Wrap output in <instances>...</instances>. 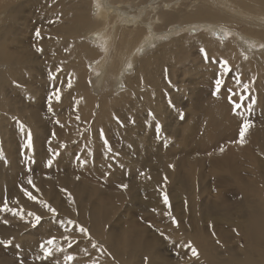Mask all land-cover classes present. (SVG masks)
Instances as JSON below:
<instances>
[{
	"label": "bare ground",
	"instance_id": "bare-ground-1",
	"mask_svg": "<svg viewBox=\"0 0 264 264\" xmlns=\"http://www.w3.org/2000/svg\"><path fill=\"white\" fill-rule=\"evenodd\" d=\"M158 2L160 0H0V205L7 198L9 207L21 209L24 217L31 211L45 218L36 228L31 226L27 230L25 226H15L14 232L33 236L41 227H51L50 219L46 218L51 214L45 208L29 201L23 192L12 190L14 181L21 179L16 172L22 165L4 144L14 139L29 156L27 168L42 170L39 176L31 172L24 177L22 185L33 195L46 202L55 182L60 190L74 191L69 208L51 206L57 209L59 220L76 219V224L89 230L92 239L83 251L91 252L92 258L102 254L107 264H264V123L252 120L245 143H238L236 151L224 144L238 140L241 123L245 120L244 110L232 112L227 94L214 95L215 88L209 91V98L203 97L212 81L207 78L200 82L201 89L197 91H202L196 93L197 98L192 95L196 91L189 92L190 102L186 101V105L190 109L177 110L179 94L169 90L172 83L167 85L151 76V59L165 62L168 52L157 50L155 46L150 50L161 37H170L192 26L204 27L208 32L200 35V39L206 38L202 44L221 49L224 53L221 58L231 56L232 70L248 78L245 83L251 84L249 92L256 101L254 110L264 120V47H261L264 45V0H163L161 5ZM89 7H93L94 12H90ZM149 15L164 24L162 31L157 32L148 24ZM32 22L39 27L29 34ZM222 26L227 35L232 34L231 45L209 36L212 30ZM90 34L91 39L85 40L84 36ZM183 41L176 40L166 47L173 50L170 48ZM38 48L43 51L38 52ZM181 50L179 47L177 54ZM148 56L151 59L145 58ZM85 61L95 62L94 70L86 68ZM178 61L183 62V59ZM41 69L49 70L56 88L62 90L59 102L48 82L38 84L36 76L42 73ZM126 69L133 73L124 76ZM94 74L100 85L107 81L113 87L123 83L128 87L126 90L133 93V100H127L126 94H118L112 88L107 90L122 104L128 102L131 106L132 110L128 107L126 111H130L127 119L131 125L119 126L104 117L81 121L86 115L96 114V102L105 103L98 105L100 108L114 107L118 103H111L112 99H97L94 89L99 87L93 88L90 83ZM194 80L195 77L190 78V83ZM176 88L179 90L175 92L187 94L184 87ZM231 89L235 93L232 100L245 107L250 104L237 95L241 88ZM38 94L53 97L51 108L54 107L55 119L37 111L36 105L45 102L44 98L37 99ZM17 120L25 131L20 130ZM162 126L165 136L160 134ZM175 126L181 127L183 132L169 131ZM29 130L31 148L26 146ZM101 130L112 148L136 142L142 145L129 151L128 158L116 151L109 152L104 150ZM135 131H144L145 135L140 139ZM154 133L163 140L176 135L174 139L180 143L169 148L157 143L154 147V141L158 142L157 137L151 136ZM193 139L196 142L193 150L188 149L185 154L177 152L181 145L188 146ZM52 152L58 155L53 156ZM211 152L215 155L213 160L206 158ZM50 158L53 163L48 167L46 161ZM90 158L104 163L110 188L93 186L89 189L86 178L83 177L82 183L75 175L64 173L78 165L85 166ZM203 163L211 168H203ZM187 166L184 173L182 168ZM88 170L94 168L83 171ZM52 173H55L53 177ZM28 178L33 180L38 192L27 184ZM122 184H127L128 188L123 189ZM140 188H146L143 201L147 200L146 205L151 210L150 216L145 218L152 226V217L161 221L160 226L155 227L157 233H149L136 224L126 227L125 231L120 227V233H109V222L114 216L109 206H117L125 200L132 202L136 199L133 192ZM210 189H216L215 195L209 194ZM164 192L169 196L170 208L163 203ZM55 197L52 201H57ZM169 211L171 215L166 214ZM17 217L0 211V219ZM173 217L178 225L172 223ZM11 229L13 227L0 226L1 238L7 239ZM79 234V231H65L62 227L58 232H49L45 240L55 237V246L65 248L62 238ZM102 237L106 242H99L98 238ZM41 242L24 239L15 244L17 249L29 248L39 253ZM187 242L198 250V257H193L190 250L183 247ZM93 243H98L96 248L92 247ZM82 245L79 244L78 249ZM163 248L172 250L174 257L165 256ZM61 253L56 252L50 259ZM35 257L30 263L23 260L24 264H42ZM98 262L92 260V263ZM9 263L8 259L0 257V264Z\"/></svg>",
	"mask_w": 264,
	"mask_h": 264
},
{
	"label": "rangeland",
	"instance_id": "rangeland-1",
	"mask_svg": "<svg viewBox=\"0 0 264 264\" xmlns=\"http://www.w3.org/2000/svg\"><path fill=\"white\" fill-rule=\"evenodd\" d=\"M147 1H151V0H147ZM163 0H160V2H162ZM158 2V4L160 3ZM161 5V3H160ZM192 7H190L191 9ZM90 12H94V8L89 7ZM93 9V10H92ZM144 18V17H143ZM147 22L151 27H155L156 31H162L161 27H164V24H161L160 21H156V19L152 18L151 15L147 16ZM33 26L27 31V33L32 34L37 27H39V25L34 24ZM191 28H194V31H190ZM191 28H188V30L186 31H180L179 33H173L170 37H164V38H160L159 42L157 44H153L151 49L155 46L160 50H163L164 52H168L166 54L167 56V60L165 62H161V61H154L153 59H151L149 56L145 57L150 58L151 59V69H152V73L151 76L153 78H157L159 80H162L164 82L167 83H172L169 88V90L173 89L174 92L173 94H179V103L177 104V110H189L190 107L188 105H186V101L190 102V98H188V96L190 95V91H196L193 92L192 95L194 94V96L197 98L198 95H196V93L202 91H197L199 89H201L200 86V82L201 81H206V78L212 81H209L210 86L206 87L205 92V98H209L210 97V92L213 91V89L215 88V80L217 78H221L223 81V87L221 89V91L219 92V96L227 94V97L229 98V93H228V89H231L232 87H236L238 86L239 88H241L239 90V92H237V95L241 96V92L243 91L242 88V84H246L245 81L248 79L244 76H242L241 74L235 72L234 70L231 71V73H227L224 71V69L221 68V66L218 63H214V62H209L206 61L203 57V55L200 52L201 48L205 49V46H207L206 50L209 53L210 56L215 57V58H221L224 53L221 49L219 48H215L214 45L209 44V43H204L202 44L205 39H200V35L201 34H207L208 30L205 29L204 27L200 26V27H194L192 26ZM167 30L164 28V31ZM89 31L91 32V30L89 29ZM211 31V30H210ZM226 28H224L223 26L221 28H218L216 30H212L211 33H209L210 37L214 38V39H221L222 42L226 43L228 41V45H231L229 41V39L232 37V34L230 33V35L226 34ZM92 34V33H91ZM91 34L85 35L84 38L86 39H91ZM159 34V33H158ZM184 40L183 43H178L176 44L174 47L170 48L173 50H168L166 45H170L172 42L176 41V40ZM92 40H93V35H92ZM174 40V41H172ZM200 41V44L197 45L198 43H195L194 41ZM187 42V43H186ZM190 42V43H189ZM235 44L238 45V43L235 41ZM185 45V46H184ZM98 46L101 47L100 42L98 41ZM162 47H164V49H162ZM179 47L182 49L180 51V54H177V52L179 51ZM178 48V49H177ZM148 49V50H149ZM154 49V48H153ZM176 49V53L174 52V50ZM155 50V51H157ZM145 53V51L143 52ZM175 54V55H173ZM179 59H183V62H179ZM224 60L228 61L229 66L232 69V65L233 62L231 60V56H226L224 58H222ZM92 60V59H91ZM90 60V61H91ZM89 61V62H90ZM87 63V61H85V66L86 68H88L89 70H94V65L95 62L93 63ZM40 63L42 64V57L40 58ZM89 64V65H88ZM184 70H189V72H186V74L184 73ZM42 73H38L36 76V80L38 82V84H46L48 82V84L53 87L51 89L52 95H54L55 92L59 91L60 93V97H61V93L62 90H59L56 88V85L53 81L51 72L47 69H41L40 70ZM133 70L131 69H126L124 70V76L128 75V74H132ZM136 71L134 73V75H136ZM110 75H114V74H110ZM236 76L240 77V81L241 84H238L236 82ZM43 77L47 78V81L43 80ZM193 77H195V80L190 83V78L193 79ZM97 76L91 75L90 77V83L93 86V88H96V86H98V89H94L95 94L97 99H100L102 101H106L108 99H112L111 103L118 101L117 105L114 107H111L110 105H105L104 107L100 108L98 105H103L105 103H99L96 102L95 103V110H96V114L93 116H88L86 115L84 118L81 119V121H86L89 118H96V117H104V119L106 120L107 118L110 119L111 121L115 122L116 124H118L119 126H122L123 124H128L131 125V122L128 121L127 119V113L130 112L132 110L131 106H129L128 102L125 104H122L119 100V98H115L113 97L111 94H109V92L107 90L109 89H113L115 90L116 93L123 95L126 94V99L127 100H133V93L130 90H126V88L128 87H124L123 83H118L116 87H113V85H111L110 81H107L105 84L100 85L98 80H96ZM109 79V78H108ZM249 86L251 84H248ZM184 87L185 90L187 91V94H183L181 92H175L176 90H179L176 87ZM225 87V88H224ZM54 89H56L57 91H55ZM160 89H162L160 87ZM193 89V90H192ZM138 89L136 88L135 91L136 93H138L137 91ZM245 95L247 96L248 93H245ZM148 96H145V98L147 99ZM40 98H44L45 102L43 104L40 105H36V109L37 111L41 114V115H45L46 117H51L52 119H55V116L52 115V113H54L53 108H51V103H49V98L46 96H42V95H37V99ZM251 98L255 99L254 96L251 94ZM244 103H250L251 100L250 99H245L243 100ZM248 106V105H247ZM244 107L242 108V110H244L245 112V116L244 119L250 120L253 124L254 120L255 122H258L259 120H262V122L264 123V120L259 116V114L254 110V106H252L251 111L248 110V108ZM130 107V111H127V108ZM51 108V110H49ZM233 112V110H232ZM121 123H118V120ZM167 125L169 126H173L175 124H169L167 123ZM179 131L180 133L183 132V129H181V127L179 126H175V129L170 128L169 131ZM86 132L89 131L85 130ZM135 133L137 134L138 138L142 139L143 136L145 135L144 131H135ZM150 135V133H148ZM160 134H164L163 131V126L160 129ZM151 136L157 137L158 142L154 141V147L156 146V144L160 147L166 146V148H169V146H174L180 143V140H176L174 139V137L176 135H172L171 138H169V140H163L162 137H158L157 133L152 134ZM165 136V134H164ZM168 136H171V134H168ZM91 141H92V136H91ZM162 143V144H161ZM224 144H229V146H231L235 151L237 150V145L238 142H228L225 141ZM142 143L141 142H136L131 146H126L124 144H118V146L116 148H112V151H116L119 153H122L124 156H127V154L129 153V151H131L132 149H136L137 147L141 146ZM196 142L193 139L192 142H190L188 144V146L186 145H181L177 152L178 153H186V151L189 150H193L195 148ZM4 148H11V151L13 152L14 155V159L16 161H18L22 167L18 168L16 174L19 175V179L20 181L16 180L14 181V186L12 187V190L16 189L18 191L20 190V186L22 185L24 179L27 177V174H30L31 172H34L36 176H39L41 174L42 170H30L29 168H27V165L29 164V156L26 152H24L20 146L15 143L14 139H8L6 140L5 144H4ZM147 147V146H146ZM86 147L84 146V149ZM148 148V147H147ZM104 150H107V148H104ZM83 159L82 157H79L78 160ZM207 159H215V155L214 152L209 153L206 156ZM75 159H77L75 157ZM74 159V160H75ZM77 160V161H78ZM204 160V159H203ZM205 161V160H204ZM247 164H249L247 162ZM77 165V164H76ZM203 168L205 169H209L211 168L207 163H203L201 165ZM94 170H88V171H83L84 169H93ZM188 166L186 168H182V171H184V173H186V171L188 170ZM62 172V171H61ZM60 172V173H61ZM207 172V171H206ZM64 173L69 174V175H75V177L79 180L82 181V183H84V178H86L88 180V186L89 189H92L93 186H98L104 190L110 188V183L108 182V173L105 169V165L104 163L100 160V159H87L85 166L81 167L78 165V168L76 169H69V170H65ZM208 173V172H207ZM55 173L51 174V177L54 176ZM10 175V174H8ZM209 175V174H208ZM25 177V178H24ZM84 177V178H83ZM21 182V183H20ZM25 183V181H24ZM52 189L50 190L49 193V198L46 201L48 204L52 205L55 204L57 205L60 209H66L69 208L72 204V195L74 194L71 190H68L67 192L64 190H60L57 184V182H55L52 186ZM216 187V186H215ZM98 189V188H97ZM11 190V191H12ZM215 191L216 189H210V195H215ZM94 198L95 199L97 197V195L94 193ZM133 195L135 196V200H133L132 202L128 203L126 200L122 201L121 203H119L117 206H109L111 213L114 216H111V220L109 222V226L111 228V231H108L109 233L112 231H116L118 233H120L121 231H125L126 227L130 228V226L132 224H136L138 227L142 228V229H146L149 233H157L158 229H155V227L160 226L161 221H157V219H155L154 217H152L151 219L154 221V226L151 225V223L148 221L149 219H146L145 217L150 216L151 214V210L149 209V207L146 205V201H143V198L146 197L147 195V191L146 188H140L137 191L133 192ZM55 197V200L57 201H52V199ZM1 206V205H0ZM39 206V205H38ZM44 207L42 206V209ZM17 209V208H16ZM9 214H11L10 212H8ZM17 217V216H16ZM46 218L50 219L49 223L51 224L50 228H46V227H41L40 229H38L36 231V233L33 236H25L23 233L20 232H14L16 230V228H14L15 226H25L27 227V230L31 229V224L28 222L31 218L30 217H24V219L21 218H16V219H0V226H7V227H13V229H11V233H9L7 235V239H2L0 236V240H11L13 243L12 245L5 247L4 245H0V257L2 258H6L10 261L9 264H19L20 260L23 259L24 261L30 263L33 257H35L38 253L34 250V249H17L16 246V242L19 240H24V239H32V240H40L43 241L46 239V236L49 232H58L60 231V229L62 228L57 221H55L54 219H52V216L49 215ZM43 219H45L43 217ZM7 220L8 223L5 224L4 221ZM73 221H77L76 219H70ZM67 222V221H65ZM160 223V224H159ZM24 227V229H25ZM122 227L123 229L121 231H119V228ZM89 231V230H88ZM73 241V247L71 249L68 248V242L64 240V238H62V243L65 245V251L62 252L60 254L59 257L55 258V259H50L48 261H42V264H52L56 259L59 258L60 261H63V257L67 254H73L76 256V259L72 262L75 264H95L92 263V260H98L99 262L97 264H107L104 260H106L107 258L103 259L102 254H97L95 255V258H92L91 256V252H86L83 251V248L85 245L89 244V241L92 239H89L88 237H85L82 234H79L78 236L72 235L69 236ZM99 242H106V239L104 237L102 238H98ZM78 242V243H76ZM83 245L78 249L79 244ZM98 244V243H96ZM72 249H76L77 251H73ZM40 253V252H39ZM162 253H164V255L166 256V254L173 258L174 255H172V250H166L165 248L162 249ZM42 254V253H41ZM101 260V261H100Z\"/></svg>",
	"mask_w": 264,
	"mask_h": 264
},
{
	"label": "snow or ice",
	"instance_id": "snow-or-ice-1",
	"mask_svg": "<svg viewBox=\"0 0 264 264\" xmlns=\"http://www.w3.org/2000/svg\"><path fill=\"white\" fill-rule=\"evenodd\" d=\"M36 36L38 38L40 37L39 30L36 31ZM261 47H264V45H261ZM37 51L38 52H42L43 49H39L38 48ZM200 52H201V54L203 55V57H204V59L206 61L218 63L221 66V68L224 69L225 72L231 73L232 69L229 66L227 60H224L222 58H215V57L210 56L209 53L207 52V50L204 49V48H201ZM235 79H236V82L238 84H241L239 76H236ZM70 86L71 85L69 84V87ZM222 87H223L222 79L221 78H217L215 80V92H214V95L215 94H219V92L221 91ZM242 88H243V91L240 94L241 95V100H245V99H250L251 100L250 104L247 106L248 110L251 111V108H252L253 105H255L256 101H255V99L251 98V94L249 92V85L248 84H242ZM228 93H229V100H230V103L232 104L234 112H236L237 110L245 107V105L243 103H240V102H237L235 100H232V96L235 95V93L233 92L232 89H228ZM245 93H248V95L246 96ZM54 97H55V100L57 102L60 101L61 97H60L59 91L54 93ZM52 98H53L52 96H49V103H51ZM49 110H51V108ZM149 114L151 115L152 113H149ZM180 118L183 119V116L181 115ZM77 119H79V117H77ZM117 120H118V118H117ZM132 122L135 123V121H132ZM17 123L20 124V130L21 131H25L24 125L18 120H17ZM57 123H59V121H57ZM118 123H121V125H122V122H120L119 120H118ZM156 127L159 130L160 125L157 124ZM251 127H252V122L250 120L245 119L241 123L238 140L236 142H238L239 144L243 145L245 143L246 133ZM26 135H27V144H26V146L28 148H31L32 147V134H31V131L30 130L27 131ZM54 135L55 134L53 133V136ZM100 137L104 141V145L107 148V150L109 152H111L112 151L111 145L109 144L108 139L105 136L103 130L100 131ZM223 150L224 149L221 148V151H223ZM52 155L55 156V155H58V153L52 152ZM117 155H119V154L117 153ZM77 159H79V157H77ZM52 163H53V160L50 158V159H48L46 161V166L51 167ZM27 184L29 186H31L35 191H37V192L39 191V189L36 188V186L33 183V180L31 178H28ZM121 187L126 190L128 188V185L127 184H122ZM20 190H21V192H23L24 196L29 201L37 202L41 206H43L47 210V212H49L51 214L52 218L56 219L58 224L61 227H64L65 231L76 230V231H79L84 236H87L89 239H91L88 229L85 228L83 225H78V224H76L75 221L70 220V219L67 220V222H65L64 220H59L58 219L59 213H58V211H57V209L55 207H52L47 202H45L43 200H40L36 195H33L32 191H29L28 188L24 187L23 185L20 186ZM64 191H66V190H64ZM162 199H163L164 205L168 206L170 208L171 205H170V201H169V196H168V194L166 192L162 193ZM15 203H18V201H16ZM0 211L10 212L13 216H19L21 219H24V215H25V213L21 209H14V208L9 207V203H8L7 198L4 199L2 206H0ZM166 214L171 215L170 211L168 213H166ZM26 215L31 218L28 222L31 224V226L33 228H36L39 225H41L42 220H43L42 215L36 214L34 212H31V211L27 212ZM4 223L7 224L8 221L5 220ZM172 223L178 225V221L175 219V217L172 218ZM161 235H163V233H161ZM165 239H168V237H165ZM64 240L68 242V248L71 249L73 247L74 241L69 236H65ZM12 243L13 242L11 240H0V245H4L5 247H8V246L12 245ZM55 243H56V238L55 237H51V238H49L47 240L42 241L39 244L40 253H38L36 255L35 259L37 261H48V260H50V258L54 257L56 252H64L65 251V249L63 247L55 246ZM76 243H78V242H76ZM92 247L96 248L97 245L95 243H93ZM183 247L189 249L190 252H191V255L193 257H198V255H199L198 250L191 244V242H187L186 244L183 245ZM84 251H85V253L87 252L86 249ZM75 259H76V256L73 255V254H67V255H65L63 257L64 264H72V262ZM20 264H24L23 259L20 260ZM55 264H61V261L59 259H56L55 260Z\"/></svg>",
	"mask_w": 264,
	"mask_h": 264
}]
</instances>
